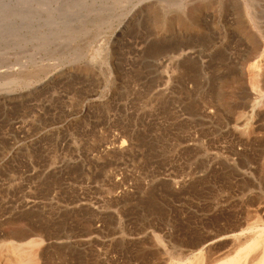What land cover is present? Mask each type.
Returning <instances> with one entry per match:
<instances>
[{
  "label": "rangeland",
  "instance_id": "1",
  "mask_svg": "<svg viewBox=\"0 0 264 264\" xmlns=\"http://www.w3.org/2000/svg\"><path fill=\"white\" fill-rule=\"evenodd\" d=\"M20 1L0 0V236L43 233L61 264H153L223 209L259 215L237 202L244 180L264 189V96L238 117L264 92V61L245 62L264 0L242 35L244 0Z\"/></svg>",
  "mask_w": 264,
  "mask_h": 264
},
{
  "label": "bare ground",
  "instance_id": "2",
  "mask_svg": "<svg viewBox=\"0 0 264 264\" xmlns=\"http://www.w3.org/2000/svg\"><path fill=\"white\" fill-rule=\"evenodd\" d=\"M20 1V0H19ZM29 1L27 0V4H29ZM35 1V0H34ZM33 1V2H34ZM54 1V0H53ZM76 1V0H75ZM95 1V0H94ZM104 1V0H103ZM240 0H238L239 2ZM247 1L250 2V0H244L241 1L242 5H238L240 9H238V12H236L237 15H235L236 18V29L239 31L238 34L242 35L241 33H244L247 29L250 28H244L243 24V14L245 13L247 16V19L249 23H254L253 17H249L248 10L249 8ZM21 2V1H20ZM26 2V0L22 1ZM40 2V1H39ZM38 2V3H39ZM50 2V0H49ZM83 2V1H82ZM17 3V2H16ZM46 3V2H45ZM52 2L48 3L49 7L51 8L50 4ZM56 3V2H55ZM76 3V2H75ZM166 3V2H165ZM169 3V2H168ZM251 3V2H250ZM2 4V3H1ZM23 4V3H22ZM36 4V3H35ZM43 4V2L41 3ZM47 4V5H48ZM54 4V3H53ZM241 4V3H239ZM6 5V4H5ZM18 5V3H17ZM24 5V4H23ZM73 5V4H72ZM78 5V4H77ZM83 5V4H82ZM93 5V4H92ZM176 5H178L176 3ZM8 6V5H7ZM29 5H27L28 7ZM70 6V5H69ZM84 6V5H83ZM86 6V5H85ZM105 6V5H103ZM242 6V8H241ZM4 7L1 6V8ZM12 7V6H11ZM22 7V6H21ZM18 9H10L14 10V14L17 15L19 12L21 13L23 8ZM30 7V6H29ZM37 7V5H36ZM35 7V8H36ZM40 7V6H39ZM42 7V6H41ZM46 7V6H45ZM46 8V10H49ZM56 7V6H55ZM67 7V6H66ZM91 7V6H90ZM99 7V5H98ZM32 8V7H31ZM84 8V7H83ZM195 8V7H194ZM4 10V11H8ZM26 9V5L24 7ZM39 9V8H38ZM52 9V8H51ZM50 9V10H51ZM54 9V8H53ZM63 9V8H62ZM93 9V8H92ZM98 9V8H97ZM103 9V8H102ZM193 9V8H192ZM244 13H243V10ZM253 9V7H252ZM2 10V11H3ZM22 10V11H21ZM42 10V8H41ZM43 12H48V11ZM90 10V9H89ZM96 10V9H95ZM112 10V9H111ZM37 11L34 10V12ZM40 11V10H39ZM68 11V9H67ZM194 13L196 10H193ZM33 11H31L32 13ZM52 13V11H50ZM1 13V12H0ZM3 13V12H2ZM5 13V12H4ZM8 13V12H7ZM30 13V12H27ZM59 13V12H58ZM57 13V14H58ZM66 13V12H65ZM69 13V12H68ZM251 13V12H250ZM33 14V13H32ZM40 15L42 13H39ZM44 14V13H43ZM53 14V13H52ZM67 14V13H66ZM78 14V13H77ZM252 14V13H251ZM36 15V14H35ZM34 15V16H35ZM50 15V14H49ZM70 15V14H69ZM86 15V14H85ZM83 15V16H85ZM88 15V14H87ZM96 15V13H95ZM192 15L193 12H192ZM255 15V14H254ZM28 16V15H27ZM38 16V15H37ZM47 16V15H46ZM52 16V15H51ZM67 16V15H66ZM82 16V15H81ZM23 17V16H22ZM25 17V15H24ZM23 17V18H24ZM65 17V14H64ZM72 17V16H71ZM6 17V22L9 20ZM9 18H11L9 16ZM14 18V15L12 16ZM22 18V19H23ZM234 18V19H235ZM21 19V18H20ZM44 19V18H43ZM86 19V18H85ZM97 19V18H96ZM194 19V18H193ZM250 19H252L250 21ZM2 20V21H5ZM8 20V21H7ZM35 20V19H34ZM50 20V19H49ZM63 20V19H62ZM69 20V19H68ZM189 20V19H188ZM256 20V19H255ZM1 21V20H0ZM1 21V23H2ZM27 21V19L25 20ZM31 21V19H30ZM43 21V20H42ZM70 21V20H69ZM165 21V20H164ZM247 21V22H248ZM5 24H10L6 23ZM13 22V21H12ZM84 22V21H83ZM82 22V23H83ZM177 22V21H176ZM189 26H195L197 25L195 20H189ZM246 22V23H247ZM0 23V25H1ZM15 23V22H13ZM21 23V22H20ZM23 23V21H22ZM49 23V22H48ZM81 23V24H82ZM166 23L167 20H166ZM4 24V23H2ZM17 24V22H16ZM24 24V23H23ZM31 24V22L29 23ZM27 23V26L29 25ZM45 24V23H44ZM43 24V25H44ZM80 24V25H81ZM169 24V23H168ZM167 24V25H168ZM186 24V23H184ZM183 24V25H184ZM11 25V24H10ZM20 25V24H17ZM14 25L13 27L15 28ZM51 25V24H50ZM54 25V24H53ZM60 25V24H59ZM247 25V24H246ZM255 25V24H254ZM38 26V25H37ZM47 26V24H46ZM249 26V24H248ZM252 26V25H251ZM10 27V26H9ZM21 27H24L22 25ZM26 27V22H25ZM31 26H29L30 28ZM34 27V26H33ZM31 27V28H33ZM67 27V26H66ZM71 27V26H70ZM165 27V26H164ZM163 27V28H164ZM167 27V26H166ZM165 27V28H166ZM247 27V26H246ZM12 28L11 30L13 31ZM36 28H39L36 27ZM43 28V27H42ZM41 28V29H42ZM257 28V29H256ZM255 30H258V27L256 26ZM26 29V28H24ZM66 29V28H65ZM160 29V28H159ZM186 29V28H185ZM1 30V29H0ZM4 30V29H2ZM1 30V31H2ZM18 30V26H17ZM20 30V29H19ZM37 30V29H36ZM35 30V31H36ZM39 30V29H38ZM195 30V29H194ZM30 31V30H29ZM40 31V30H39ZM64 31V30H63ZM252 32L254 31L251 30ZM15 32V31H14ZM27 32V31H26ZM43 32V31H42ZM52 32V31H51ZM50 32V33H51ZM67 32V31H66ZM65 32V33H66ZM72 32V31H71ZM70 32V33H71ZM86 32V30L84 31ZM241 32V33H240ZM257 32V31H256ZM9 33V32H8ZM7 33V34H8ZM60 33V32H59ZM69 33V30H68ZM67 33V34H68ZM89 33V32H88ZM247 33V32H245ZM244 33V34H245ZM250 33V32H249ZM33 34V33H32ZM45 34V33H44ZM84 34V33H83ZM237 34V33H236ZM237 34V35H238ZM262 33H259V35ZM11 35V34H9ZM31 35V34H30ZM43 35V34H42ZM53 35V34H52ZM63 35V34H62ZM87 35V33H86ZM247 35V34H246ZM253 35V34H252ZM32 36V35H31ZM37 36V35H36ZM56 36V35H55ZM74 36V35H73ZM84 36V35H82ZM258 36V35H257ZM256 36V38H257ZM45 38L47 36H44ZM50 37V36H49ZM59 38V36H57ZM247 37V36H246ZM250 38V36H248ZM255 37V36H254ZM6 38V37H5ZM34 38V37H33ZM73 38V37H72ZM72 38L70 40H72ZM75 38V37H74ZM35 39V38H34ZM48 39V38H47ZM37 40V39H36ZM67 40V39H66ZM33 41V39H32ZM41 41V40H40ZM49 41V40H47ZM59 41V40H58ZM257 44L250 46V54L247 56L246 61L247 63H250L251 68L255 67L257 62L264 61V36H260V40H258ZM31 43V42H30ZM36 43H38L36 41ZM56 43V41H55ZM8 44V43H7ZM51 44V43H50ZM67 44V43H64ZM253 44V43H252ZM75 45V44H74ZM77 45V44H76ZM38 46V45H37ZM36 46V47H37ZM53 46V45H52ZM63 47V46H62ZM34 48V47H33ZM43 48V47H42ZM37 49V48H36ZM47 49V48H46ZM63 49V48H62ZM65 49V47H64ZM74 49V47H73ZM48 50V49H47ZM35 51V50H34ZM38 52V51H37ZM36 52V53H37ZM52 52V51H51ZM36 55V54H35ZM33 57V56H32ZM3 58V57H2ZM7 58V57H6ZM34 59V58H33ZM95 60V59H94ZM35 64V62H34ZM37 65V64H36ZM247 65V64H246ZM249 65V66H250ZM248 66V67H249ZM33 67V65H32ZM245 67V66H244ZM257 67V66H256ZM251 68H249L251 70ZM258 68V67H257ZM256 68V69H257ZM244 69V68H243ZM248 70V68H245ZM255 69V68H254ZM255 69V70H256ZM253 71V70H252ZM257 71V70H256ZM259 71V69H258ZM251 72V71H250ZM255 74V72H254ZM252 74V75H254ZM257 74V72H256ZM3 75V74H2ZM6 75V74H5ZM11 76L10 74H8ZM250 75V74H249ZM259 76V75H258ZM25 77V76H23ZM252 77V76H251ZM250 78V76H249ZM253 78V77H252ZM255 78V76H254ZM253 78V79H254ZM4 79V78H3ZM15 79V78H14ZM251 79V78H250ZM252 79V80H253ZM256 79V78H255ZM258 80V78H257ZM253 82V81H252ZM256 83V81H255ZM254 83V84H255ZM252 85V83H251ZM253 86V85H252ZM255 87V85H254ZM250 92H254V96H251V93L248 94L246 90H243L242 94L244 95V99L246 101H249L246 106V111L243 114H239L240 117H238V121L242 122V127H247L248 125H251L253 122V116L256 114V110L259 105V100L264 96L263 91H255L253 90ZM256 89V87H255ZM258 89V88H257ZM260 90V89H259ZM253 95V94H252ZM241 119V120H240ZM243 120V121H242ZM251 121V122H250ZM251 123V124H250ZM241 126V125H240ZM238 127V126H237ZM241 128V127H239ZM238 128V129H239ZM123 141V140H122ZM125 141V140H124ZM264 163V162H263ZM264 179V175H263ZM254 181V180H253ZM255 182V181H254ZM253 182V183H254ZM246 182L245 180L243 183H240V189H242L243 193H241L240 197H238L239 205L246 204L247 205H254L256 208V212L259 215H251L250 213H246L245 210H239L230 212L229 210L223 209L222 212H219L217 214V217L214 219L208 218L207 220V227L210 228L208 232L204 236L198 239H192L190 242L187 243L184 248L177 250V252H166L164 257H162V260L159 262H154L153 264H264V189L261 190V186H263V182H259L258 185L255 187V184ZM243 206V205H242ZM246 208V207H245ZM244 208V209H245ZM236 210V208H235ZM256 214V213H254ZM34 228V227H33ZM37 229V228H36ZM37 232V231H36ZM35 231H32V229H27L26 231H18L13 230L9 231L8 233H5L3 236H0V264H61L60 262L63 261L62 259L65 258L64 256L56 257V255L59 256V254H55L54 252H50L48 250V243L46 242L45 238L41 237L40 234H37ZM42 232V231H41ZM29 233V234H28ZM31 235L30 237L28 235ZM28 236V237H27ZM57 238V237H56ZM59 239V238H58ZM67 239V238H66ZM64 240V239H63ZM68 240V239H67ZM154 240L158 244L159 247L162 246L161 249H163V245L160 237L155 236ZM65 241V240H64ZM89 241V240H88ZM67 242V241H66ZM57 243V242H56ZM86 244V241H85ZM90 244V243H89ZM166 247V245H165ZM169 247V246H168ZM174 248V247H173ZM177 248V247H176ZM172 249V248H171ZM178 249V248H177ZM164 250V249H163ZM162 250V251H163ZM209 250H211V253L209 254ZM166 251V248H165ZM169 251V250H168ZM65 253V252H64ZM68 253V252H67ZM80 255V254H78ZM156 256V255H155ZM157 257V256H156ZM161 258V257H160ZM58 259V260H57ZM152 261V260H151ZM155 261V260H154ZM144 262V261H143ZM79 264V263H78ZM148 264V263H147Z\"/></svg>",
  "mask_w": 264,
  "mask_h": 264
}]
</instances>
